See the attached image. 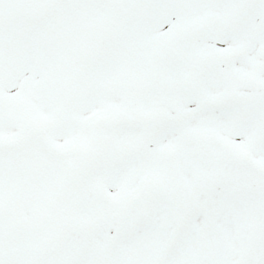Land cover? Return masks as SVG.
<instances>
[{
  "label": "snow or ice",
  "instance_id": "snow-or-ice-1",
  "mask_svg": "<svg viewBox=\"0 0 264 264\" xmlns=\"http://www.w3.org/2000/svg\"><path fill=\"white\" fill-rule=\"evenodd\" d=\"M0 264H264V0H0Z\"/></svg>",
  "mask_w": 264,
  "mask_h": 264
}]
</instances>
